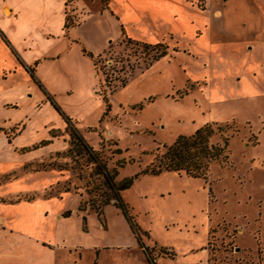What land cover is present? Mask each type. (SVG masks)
I'll return each mask as SVG.
<instances>
[{"label": "rangeland", "instance_id": "obj_1", "mask_svg": "<svg viewBox=\"0 0 264 264\" xmlns=\"http://www.w3.org/2000/svg\"><path fill=\"white\" fill-rule=\"evenodd\" d=\"M202 3L196 2L198 7ZM71 8L66 9L64 37L46 43L49 58L38 64V73L47 76L55 106L70 121V136L77 133L110 172L117 171L115 182L137 176L119 193L127 211L113 200L103 205L108 194L104 178L74 139L68 152L49 163L71 175L70 186L57 190H71L62 203L72 216L56 225L43 223L45 231L55 228L54 243H44L54 250L16 243L25 261L4 257L0 264H264V96L225 100L210 113L206 92L187 82V59L170 52L155 59L161 48L128 40L126 34L110 37L103 52L93 55L78 40L80 30L98 35L100 29L105 35L115 24L104 20L95 28L90 21L76 30L81 19ZM0 60L12 68L2 49ZM36 82L27 78L20 93H14L20 106L28 101L35 106L45 98ZM206 123H216L212 142L227 138V158L212 162L206 177L144 172L179 136ZM2 234L0 245L5 243Z\"/></svg>", "mask_w": 264, "mask_h": 264}, {"label": "crops", "instance_id": "obj_2", "mask_svg": "<svg viewBox=\"0 0 264 264\" xmlns=\"http://www.w3.org/2000/svg\"><path fill=\"white\" fill-rule=\"evenodd\" d=\"M105 1L106 6L102 0H81L79 6L73 0H0V50L17 69H6L0 60V198L55 192L29 201H0V232L5 238L0 260H24L16 243L52 252L44 243H54L55 228L45 231L43 223L56 225L72 216V209L62 203L71 190H57L70 186L71 175H64L63 167L49 166L70 150L69 120L55 106V94L45 85L47 76L38 73V64L49 58L46 43L64 37L68 7L81 19L76 30L90 21L95 28L104 20L115 24L105 35L96 29L99 34L89 31V37L80 30L78 40L93 55L103 52L110 37H120L122 27L132 40L161 42L167 53H179L187 59V82L206 92L210 113L225 100L264 96V0H199L202 7L197 0ZM27 78L45 91L35 106L30 101L20 106L14 96ZM21 107L26 111L21 113Z\"/></svg>", "mask_w": 264, "mask_h": 264}, {"label": "trees", "instance_id": "obj_3", "mask_svg": "<svg viewBox=\"0 0 264 264\" xmlns=\"http://www.w3.org/2000/svg\"><path fill=\"white\" fill-rule=\"evenodd\" d=\"M102 2L105 3V0H102ZM200 6L202 7L203 3L200 4ZM65 26H67L66 23ZM121 31L122 35H125L123 27L121 28ZM127 39L132 40L130 37H127ZM142 44L161 48L155 55V59H158L167 53V45L164 43L159 42L155 44H148L142 42ZM213 125H216V123H206L193 134L188 136H179L171 146L166 148L165 152L156 157L155 162L147 167L144 172L158 173L165 170L184 172L189 177H206L212 162L225 160L227 158L225 153L227 138H223L222 143H214L211 141V138L215 133ZM217 128L221 129L219 126ZM74 139H76L84 148L88 158L93 160V163L96 164L100 170V174L104 178L108 194L104 196L103 205L109 204L110 201L113 200L115 205L123 210L125 205L123 204L119 193L121 190L130 187L137 175L115 182L114 178L117 175V171L113 169V172H110L106 168L105 164L99 161L96 151L85 144L77 133L72 135L71 143ZM79 209L84 210L85 208L80 204ZM125 211H127L126 208ZM65 215H69V212H65ZM83 220H85L84 216Z\"/></svg>", "mask_w": 264, "mask_h": 264}, {"label": "bare ground", "instance_id": "obj_4", "mask_svg": "<svg viewBox=\"0 0 264 264\" xmlns=\"http://www.w3.org/2000/svg\"><path fill=\"white\" fill-rule=\"evenodd\" d=\"M6 12L8 13V10L6 9Z\"/></svg>", "mask_w": 264, "mask_h": 264}]
</instances>
